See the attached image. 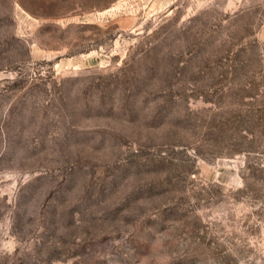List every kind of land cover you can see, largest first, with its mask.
Instances as JSON below:
<instances>
[{"label":"rangeland","instance_id":"rangeland-1","mask_svg":"<svg viewBox=\"0 0 264 264\" xmlns=\"http://www.w3.org/2000/svg\"><path fill=\"white\" fill-rule=\"evenodd\" d=\"M0 264H264V0H0Z\"/></svg>","mask_w":264,"mask_h":264}]
</instances>
